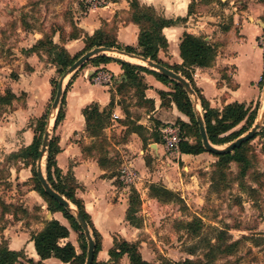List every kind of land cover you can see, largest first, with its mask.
Here are the masks:
<instances>
[{"label": "rangeland", "instance_id": "obj_1", "mask_svg": "<svg viewBox=\"0 0 264 264\" xmlns=\"http://www.w3.org/2000/svg\"><path fill=\"white\" fill-rule=\"evenodd\" d=\"M83 1L0 0V97L5 100L0 102V202L15 199L11 194L21 196L30 190L37 192L39 188L42 189L33 176L25 185L17 176L12 177L10 182L6 181L9 166H16L17 169L22 166L16 162L15 157H10V154L19 151L14 150L24 141L21 134L28 131L34 135L37 128L38 118L23 113L28 100L31 98L34 101L37 93L29 90V86L36 80L34 77L30 80L29 73L32 69L27 58L32 55L30 49L36 44L34 31L46 30L43 32V39L47 40L60 19H69L68 6L72 2L83 4ZM258 5L264 8V0H192L189 8L191 14L198 13L206 17L219 15L230 19L232 15H237L245 19L250 14V9L254 11ZM109 36L112 34L109 33ZM257 45L264 55V31L258 38ZM46 50L45 46H37L33 52L37 55L34 64L40 66V71L49 68L48 64H51L53 58ZM232 73L233 69L229 68L226 73L221 74L228 87H233ZM37 75L42 76L41 73ZM61 76L57 68L49 76L51 99L43 112L47 122L52 121L48 128L49 141L55 136L52 97L54 98ZM70 78L71 75L63 84L62 95L68 90L66 86ZM263 80L261 86L264 85ZM90 82L93 83L91 80ZM120 84L121 81L113 83L111 87L114 88L113 104L118 105L121 119L112 122L110 115L105 129L111 131L103 130L94 138L87 134L91 140L88 144H82L81 148L84 159L99 160L103 169L117 178L122 168L135 170L131 166H147L138 189L134 185H124L117 179L118 186L128 188V200L131 196H136L134 218L142 228L139 239L145 244L142 246L145 260L154 264H178L186 259L195 264H264V132H261L264 126V91L255 103L246 105L251 111L257 107L252 126L259 125L256 132L258 136L239 151L246 162L239 164L231 161L221 165L215 154L206 151L183 162L174 153L170 154L165 150L162 157H151L148 144L160 143L159 129L175 125V122L160 127L153 119H147L144 114L149 113L151 105L141 100V87L123 84L117 94ZM9 91L13 93V98L6 96ZM198 105L201 111L199 101ZM210 108L221 110L217 107ZM185 120L188 121L187 118ZM135 126L144 128L135 133L140 140L138 148L129 139L130 133L136 132ZM242 126L245 124H240L231 132L239 131ZM155 133L158 137L156 141L153 139ZM197 139L194 129L191 130L187 136L188 142L194 144ZM226 145L214 147L223 149ZM139 150L143 154H138ZM140 157L143 161H140ZM43 162L45 164V157ZM43 176L45 177V171ZM151 181L155 183L151 184ZM137 183L138 179L135 185ZM151 185L162 186L175 197H164L165 200L152 197ZM41 198L47 204L46 199ZM2 208L0 205V233L8 223ZM18 208L12 206L9 213L14 216L20 214L27 224L39 222V208L32 207L29 213ZM70 214L74 216L73 213ZM195 220L200 222L198 230H195ZM260 225L262 229L257 231ZM76 234L78 253L85 261L86 241L80 237V232ZM5 244L0 238V245Z\"/></svg>", "mask_w": 264, "mask_h": 264}, {"label": "crops", "instance_id": "obj_2", "mask_svg": "<svg viewBox=\"0 0 264 264\" xmlns=\"http://www.w3.org/2000/svg\"><path fill=\"white\" fill-rule=\"evenodd\" d=\"M129 2L130 0H109L106 6L100 8H89L84 3L72 2L68 6L69 19L66 21L60 19L57 22V28H53L48 39L64 49L70 59H78L86 53V39L92 38L96 32L108 35L111 33L115 43L119 46L137 48L139 27L130 20ZM138 3L141 6L151 7L156 15L163 19L182 20L161 30L166 41V48L158 51L157 58L165 66L172 67L182 64L178 46L184 34L201 38L215 48L216 55L211 67L190 70L193 85L210 107L222 109L227 104L247 105L258 100L264 91V85H259L264 77V55L257 45V40L264 31V8L262 6L258 5L254 11L250 9V14L245 16V19L237 15H232L228 19L219 15L206 17L198 13L191 14L189 7L192 0H138ZM45 31H34L33 36L36 42L43 39ZM36 58L37 55L32 52L27 61L31 63L32 69L29 73L30 80L33 77L36 80L33 82L34 86L33 84L29 86V90L37 91V93L35 100L30 98L26 103L27 107L23 109V113L32 115V118L41 117L44 108L51 99L49 76L56 68L54 65L48 64L49 68L40 71V66L34 64ZM112 59V62L98 66H93L87 61L84 63V67L77 69L71 75L70 86L64 94V118L55 130L59 147L55 162L62 175L70 173L73 177L78 186L75 197L81 201L84 212L100 236V250L95 256V261L104 264H129L126 255L116 263L109 261L108 255L115 241L124 240L137 244L138 251L142 259L145 260L142 254V246L145 244L139 239L142 228L132 226L125 219L128 209V188L118 186L117 179L119 180V178L116 175L108 174L93 158L84 159L81 148L82 144H88L91 140L87 136L82 111L92 104L97 105L99 111L107 109L111 101V94L114 92L113 86L106 87L91 83V75L97 71H104L112 76V81L115 84L125 80L119 65L122 60ZM229 68L233 69L231 75L233 87H228L221 76ZM39 73L42 74L41 77H37L40 76L37 75ZM141 75L146 84L145 99L152 102L149 113L144 116L147 119H153L160 127L173 124L177 119L188 123L185 120L186 117L177 111L172 102L167 106H161L159 93L171 92V87L161 83L152 74L141 73ZM112 113L118 114L121 119L122 114L116 103H114ZM141 124L145 125V123L138 125ZM104 130L111 131L108 128ZM21 135L24 141L14 151L32 143L33 134L27 131ZM129 139L138 148L140 140L137 135L130 133ZM148 148L151 157L160 158L164 153L161 143L153 142L148 144ZM138 154H143V151L139 150ZM174 154L181 162L200 156L184 155L179 152ZM140 161H143L141 157ZM21 165L19 169L16 166L8 167L7 182L17 176L22 184L29 183L32 178L31 167ZM131 167H135V170H131L134 174V171L139 172V175L136 173L139 183L134 184V187L138 189L142 184L141 178L146 173L147 166ZM150 183L155 182L151 181ZM11 195L15 199L8 202L3 201L9 211L12 206H18V209L29 213L32 207H37L41 218L37 223L27 224L25 218L20 214L14 216L9 211L4 212L8 223L0 233V238L5 241L9 251L22 252L26 259L34 263L63 264L54 258L40 261L31 241V236L41 231L45 222L55 220L68 230V237L60 241V245L70 243L76 254L79 255L76 231L70 228L61 212L51 213L48 211L47 204L35 190L25 192L21 196ZM261 229L260 225L257 231H261ZM262 231L264 232V230Z\"/></svg>", "mask_w": 264, "mask_h": 264}, {"label": "trees", "instance_id": "obj_3", "mask_svg": "<svg viewBox=\"0 0 264 264\" xmlns=\"http://www.w3.org/2000/svg\"><path fill=\"white\" fill-rule=\"evenodd\" d=\"M130 20L138 25L139 35L137 40V48L132 47H123L115 43L113 36L108 34H103L102 32H96L92 38L86 39V52L92 48L103 47L106 49H113L125 54L132 56L140 57L144 60H150L156 64H159L174 73L183 77L191 86L195 92L198 101L200 103L203 123L205 126V132L208 142L213 146H224L231 143L232 141L239 138L244 133L248 132L252 126L257 107L253 111L250 110L249 106L239 103H231L225 105L220 111L210 108L205 99L199 94L198 90L195 88L192 82L190 75V70L192 68H208L211 66L215 59V48L205 42L201 38H196L189 34H184L180 40L178 49L179 56L182 60L180 66H165L157 58V53L159 50L166 48V41L161 34L163 28L173 26L176 23L182 21L180 19L176 20H166L156 15L154 10L151 7L141 6L138 3V0H130ZM47 48L46 52L49 56H53L51 59V64L57 68V72L62 74L71 66L77 59H70L65 50L61 47L53 44L49 39L39 40L36 42L35 46L30 50L34 52L36 47ZM113 59L104 55L96 56L88 61V63L93 66H98L100 64L106 65L112 62ZM83 64L80 68L84 67ZM120 68L123 72L125 80L121 81L120 86H118L116 93L120 92V88L123 84H135L141 87V92L139 96L142 101L148 103L152 107V102L145 99L144 90L146 89V84L143 81L141 73L152 74L165 85L171 87V92L165 93L160 92L159 96L161 99V106H167L169 103H173L178 112L184 115L188 119V123H185L179 119L175 121V126L179 128L180 131V141L178 143V152L184 155L197 156L205 152L202 148L200 137L198 134L197 125L195 123L192 100L183 90L181 85L172 81L155 71L149 70L140 65H135L126 62H119ZM72 79V78H71ZM71 79L69 80L66 88L70 86ZM264 77H262L259 85L261 84ZM66 92V90H65ZM65 94V93H64ZM64 94L61 97L60 105L55 116L53 123V131L56 130L59 123L64 118V104L65 96ZM8 98H13V93L10 91L6 95ZM113 96L111 94V101L107 109L99 111L97 105L92 104L86 107L82 111V115L85 121V129L87 134L91 138L98 137L99 133L103 131L106 127V123L111 115L113 104ZM53 99V97H52ZM4 98L0 97V102H4ZM47 118L46 116H41L37 119V128L32 140V143L20 149L16 153L10 154V157H15L17 163H21L24 166L31 167V173L34 180L38 183L36 177V162L40 154V147L42 138L45 131ZM244 123L245 126H242L239 131L231 132L240 124ZM194 129V132L198 136L196 143L192 144L188 142L187 136L188 133ZM136 132L144 130L141 126H135ZM231 132V133H230ZM261 132H264V126L261 129ZM159 134V133H158ZM225 135V136H224ZM258 136V133H255L253 140ZM153 139L157 140V133L153 134ZM160 142V140L158 139ZM249 141L243 143L239 148L232 151V154H221L215 155L218 158V162L221 165L228 164L231 161L237 163L246 162L245 157L240 156L239 151L243 148L245 144ZM144 142V141H143ZM59 153L58 139L54 136L48 143L46 155H45V179L51 189L62 196L66 201L73 205L77 212L81 214L84 220L87 223L91 237L94 241V260L92 264H104L97 263L95 261V256L100 250V236L93 228L89 217L83 210L82 203L79 199L75 197V191L78 189L77 184L75 183L73 177L70 173L62 175L61 171L57 168L55 157ZM98 165L101 166L98 160ZM244 167V166H243ZM38 194L41 197H44L47 202V210L52 212H61L63 217L68 221L69 226L72 230L80 232V237L84 238L81 228L78 226L74 216L70 212L62 208L57 202L52 198L47 196L41 188L37 190ZM150 192L152 197L164 199V197H175V195L169 190L163 188L162 186L151 185ZM134 195V192H133ZM0 205L3 207V212L9 211L3 202H0ZM136 205V196H131L128 200V209L126 212L125 219L129 224L135 227H139L140 223L134 218L136 213L134 207ZM196 227L195 230L199 229L198 220H195ZM68 237V230L60 225L55 220H50L44 223V227L41 231L31 236V241L33 242L34 250L40 261L54 258L60 261L63 264H84L83 258L80 255H77L74 247L70 243H65L60 245V241ZM228 249V248H227ZM111 262L116 263L122 256L126 255L129 264H154L147 262L142 259L138 246L135 243H129L124 240L115 241L113 248L108 252ZM0 264H41L40 262L34 263L29 259H26L22 252H12L9 251L5 245H0ZM178 264H195L190 260L186 259Z\"/></svg>", "mask_w": 264, "mask_h": 264}, {"label": "water", "instance_id": "obj_4", "mask_svg": "<svg viewBox=\"0 0 264 264\" xmlns=\"http://www.w3.org/2000/svg\"><path fill=\"white\" fill-rule=\"evenodd\" d=\"M104 51H112V52H115V53L120 54V55H125L128 57L136 58L142 62V64H143L142 67H145L149 70L155 71L158 74H160V75H162V76H164V77H166L172 81H175L176 83L181 85L183 90L186 92V94L192 100V107H193L195 123L197 125L198 134L200 137L202 148L206 152L211 153V154H215V155L231 153L233 150L239 148L243 143L252 139L254 134L257 132L259 125L255 124L254 126H252V128L249 129V131L245 135H243V136L237 138L236 140L232 141L231 143L227 144L223 149H217L216 147L211 145L207 140L202 114H201V111H200L199 105H198V98H197L195 92L193 91V89L191 88L190 84L183 77H181L180 75L174 73L173 71H171V70H169V69H167V68H165L159 64H156L150 60H144L140 57L125 54L123 52H119V51L113 50V49H106L103 47L94 48V49L86 52L84 55H82L80 58H78L71 66H69L67 68V70L63 73V75L61 76L60 80L57 83L55 95H54V98H53L52 104H51V110L53 112L54 117L57 114V109L59 107V103H60V100L62 97L61 83H62L63 79L69 75H72L77 69H79L84 63H86L90 59H92L96 56L102 55L101 53ZM48 128H49V121L48 122L46 121L45 131H44V135H43L41 147H40V154H39L38 160L36 162V177H37V180H38L39 184L41 185L44 193L47 196L52 198L55 202H57L66 211L74 214V218H75L78 226L81 228L82 234H83L84 239L86 241V255H85L84 264H92V262L94 260V241L91 237V234H90V231H89V228L87 226L86 221L81 216V214H79L77 212L76 209L72 208L71 204L68 201H66L62 196H60L59 194H57L56 192H54L51 189V187L46 182L45 177L43 176V174H41L40 163L46 155V151H47V147H48V143H49V136H48L49 130H48ZM246 205L244 207H246Z\"/></svg>", "mask_w": 264, "mask_h": 264}, {"label": "built area", "instance_id": "obj_5", "mask_svg": "<svg viewBox=\"0 0 264 264\" xmlns=\"http://www.w3.org/2000/svg\"><path fill=\"white\" fill-rule=\"evenodd\" d=\"M84 5L89 8H100L108 4L107 0H84ZM91 81L94 84H100L103 86H111L113 84L112 76L104 71H97L91 75ZM112 121L118 120L119 115L112 113ZM159 134L161 137L160 143L162 144L164 150L170 154L178 152V143L180 141V131L175 125L164 126L159 129ZM119 181L124 185H134L137 181L135 174L128 168H122L119 172Z\"/></svg>", "mask_w": 264, "mask_h": 264}, {"label": "bare ground", "instance_id": "obj_6", "mask_svg": "<svg viewBox=\"0 0 264 264\" xmlns=\"http://www.w3.org/2000/svg\"><path fill=\"white\" fill-rule=\"evenodd\" d=\"M101 54L104 55V56H107V57H111V58L113 57V58L122 60L124 62L131 63V64L140 65V66L143 65L142 62L140 60L136 59V58L128 57V56H125V55H120V54H117V53L112 52V51H104ZM67 78H68V76L63 79V81L61 83V88H63V84L67 81ZM51 123H52V121L50 120L49 121V127H50ZM44 165L45 164H44V162L42 160L41 163H40L41 174H43V171H44V168H45Z\"/></svg>", "mask_w": 264, "mask_h": 264}]
</instances>
